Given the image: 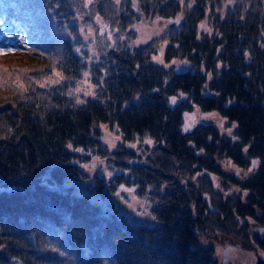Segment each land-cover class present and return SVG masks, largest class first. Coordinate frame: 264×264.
<instances>
[{
  "label": "trees",
  "instance_id": "1",
  "mask_svg": "<svg viewBox=\"0 0 264 264\" xmlns=\"http://www.w3.org/2000/svg\"><path fill=\"white\" fill-rule=\"evenodd\" d=\"M157 18L161 34L131 44ZM0 24L18 42L0 53V264H220L207 239L264 250V0H0ZM86 73L93 93L76 96ZM196 106L225 131H185ZM98 155L111 170L89 186L146 196L153 223L66 183Z\"/></svg>",
  "mask_w": 264,
  "mask_h": 264
},
{
  "label": "rangeland",
  "instance_id": "2",
  "mask_svg": "<svg viewBox=\"0 0 264 264\" xmlns=\"http://www.w3.org/2000/svg\"><path fill=\"white\" fill-rule=\"evenodd\" d=\"M166 23H168V20H161L159 18L142 22L139 27H137L138 35L136 38H133L131 44H143L151 38L160 35L164 28L163 24ZM0 27L3 29L4 26L0 24ZM106 28V25L102 24V30L100 28V32L104 31ZM89 30L90 32H84L83 40L86 42V50L94 54L96 53L95 40L97 37L92 29ZM10 35L11 33L9 32L0 34L1 54L11 49H16L18 45L17 41L6 38ZM166 44L167 42L163 41L159 46L158 51L152 55L153 61L162 62V60H164L163 50ZM172 62L176 65L177 69H182L188 66V63L184 61H177L173 59ZM167 64H171V62ZM90 78L91 74L86 73V77L84 75L83 78L76 83L73 89L76 96L87 97L93 93L95 86ZM177 100L178 98L176 96L170 97V105L174 106ZM199 120L213 121L225 131L224 124L226 121L219 114L213 111H201L197 106L193 109V111L184 112L183 129L185 131L190 130ZM104 141L110 148H116L120 142V135L118 136L116 132L110 131L109 128H105ZM225 167V169L230 172H243V169L232 162H228ZM84 170L86 172V177H68L66 179V183L74 185L76 191L88 194L94 200L102 202L105 207L113 209L115 212L127 217L134 223H153L155 221L154 216L150 213L152 203L146 196L137 195L130 191L129 187L121 185H119L117 191H110L106 189V193L100 195L94 188L89 186L91 183H94L93 180L96 176H104L107 171L111 170L103 157L98 155L91 158L84 164ZM1 178L2 177L0 175V190L5 186V184L2 183ZM262 230L264 231V227H262ZM200 246H213L215 248V257L220 264H257L259 258H264V250L261 248L244 250L235 242L220 241L217 243L207 239L204 240Z\"/></svg>",
  "mask_w": 264,
  "mask_h": 264
},
{
  "label": "snow or ice",
  "instance_id": "3",
  "mask_svg": "<svg viewBox=\"0 0 264 264\" xmlns=\"http://www.w3.org/2000/svg\"><path fill=\"white\" fill-rule=\"evenodd\" d=\"M255 163H256V162L254 161V162H253V166H255Z\"/></svg>",
  "mask_w": 264,
  "mask_h": 264
}]
</instances>
